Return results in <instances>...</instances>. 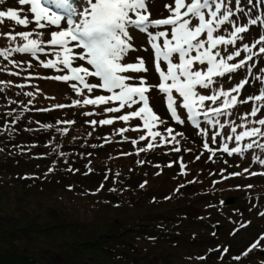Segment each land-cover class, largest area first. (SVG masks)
<instances>
[{"label": "rangeland", "instance_id": "1", "mask_svg": "<svg viewBox=\"0 0 264 264\" xmlns=\"http://www.w3.org/2000/svg\"><path fill=\"white\" fill-rule=\"evenodd\" d=\"M73 4L78 11H82L87 7V0H73ZM165 5L174 7V0H147L150 20L166 18L170 13L164 7ZM261 5V0H253L252 3L240 0L239 8L242 11H237L235 0H229L228 6L235 15L231 18V23L221 26V29H218L214 35H224L228 38L233 25H247L249 31L241 34L242 39H238L236 44L218 46L217 50L221 52L222 56H226L238 48L242 49L246 43L252 47V53L241 51V56L245 58L248 54H252V59L247 61L245 67L238 69L236 73L225 74L224 77H213L214 83L209 89H201L197 86L196 91L202 95H213L223 90L235 95L238 101L226 110L223 109V97H220L216 102L205 101L204 107L200 109L201 115L197 117L198 126L193 125L188 118L186 119L182 115L179 117L183 123H177L172 118L165 105L166 98L162 97L158 87H156L161 81L155 68L154 53L148 40V34L129 27L128 31L132 38L130 43L135 50L129 51L122 63L127 64L135 60L139 63L138 58H142L145 67L148 69L147 72L130 73L136 77V80L128 81V83L134 84L139 82L140 78H144L146 84L151 86L150 101L152 102H150L149 107L160 118V121H163V123L155 122L152 127V131L161 134L153 139L148 135V130L143 127V121L140 118H131L126 122L117 119L123 112L130 113L137 110L142 104H135L132 108L125 107L117 113H108L105 108L118 107V101L100 105H85L83 99L85 97L94 99L96 96L107 97L111 93L100 88L88 92L84 85L76 80L57 81L49 79V77L57 75L70 74L59 63H57L56 68L42 66L48 60L56 61V57L52 55L53 49L51 47H46L45 52H38L36 56H32L30 53L11 51V49L26 43L17 35L18 33L30 32L32 35L29 39H39L37 33L43 32L42 39L47 41L51 38L52 31L67 28V23L64 20L59 26H50L43 22L45 28L37 29L34 16L30 12V5L21 6L18 0H0V11L20 10L22 8L21 18L27 17L29 20L27 27L16 25L14 22L8 21L7 18L3 24H0V50H9L7 59L0 56V76L2 74L14 76L13 82L22 86L25 90H21L25 94H32V101L35 102L36 106H39L38 108L62 101L71 103L80 101V108H84L85 113H92L89 115L91 117L90 123L96 121L97 123L91 124L103 128V138L106 139L100 144L101 151L118 149L124 154H130L129 157H125L122 169L113 174L107 167L98 166L95 162L85 158L80 160V164L74 163L71 157H68L71 150L67 147H64L61 157L54 160L50 153H45L44 145L35 150L36 147L31 144L29 145L31 147H24L26 150L19 153L20 157H17L13 165L16 169L23 170L25 174L34 172L40 179L46 177L47 181H49L48 176L51 169H56L58 179L56 177L53 178L54 181L50 179L51 187H49L48 192L57 196L66 205L71 202L88 204L92 201L94 194L110 191L113 188L119 189L124 185L132 187L143 185L144 197H142L143 201L140 204H146L145 201L149 200L155 193H171L181 187L183 201L179 207L174 209L173 216H168V213L162 210L159 214L154 215L158 216V220L162 224H177L178 229L183 232V245H187L193 253L201 254L210 250H213L214 253L221 250L222 253L228 246L230 249L239 250L256 241L264 235V175L260 174L264 173V165L254 162L253 156L264 159V150L258 149V152H252L248 149L243 155L237 153L228 155L221 150V147L225 143L229 149L238 146L234 139L228 140V136H234L253 126L264 127L254 123L257 119L264 118V101L239 102L264 91V54L259 53V48L264 47V44L256 43L260 36L264 35V25L259 22L256 25L248 24L250 19H255L258 16L264 17L260 12ZM43 6L47 7L44 4ZM262 6L264 8V5ZM193 23L195 24L196 21ZM170 27L160 26L150 29V31L170 32ZM6 33H10L15 39L9 38L8 35H5ZM201 39H206V36L202 35ZM157 42L162 45L163 38ZM75 44V41H69L68 45L73 48V56L84 54L82 49L75 47ZM253 45L255 46L253 47ZM238 58L236 57L234 61L228 63H235ZM71 65L72 67L83 66L89 68L90 71L92 70L86 60L82 61L78 58H73ZM160 65L161 70L167 72L164 66L166 64L163 61L160 62ZM197 68L206 70V65H197ZM249 68L251 69L250 72L248 71ZM33 75L35 78L32 79L31 76ZM84 80L89 84L100 83L97 77L87 76L84 77ZM242 80L248 81L245 87L239 93H231V89ZM9 84L10 82H7V85ZM73 84L80 90L79 94L73 89ZM217 107L221 108L224 114L216 116L209 112L206 120L203 112ZM253 107H260L261 109L256 116L250 115ZM177 109L180 112L185 111L183 108ZM103 119H112L113 123L101 125L99 121ZM208 120H211L212 123H208ZM233 126L237 129L236 133L231 132ZM169 128L172 129L171 135L167 131ZM121 129L127 130L121 132ZM216 133H220V135L213 143L212 136ZM142 135L146 137L145 140L139 139ZM173 137H175L174 140ZM23 139L29 138L24 136ZM256 139L260 143H264V138L258 137ZM133 140L136 141L135 144L132 143ZM249 142H251L250 138H245L239 146L243 147ZM149 143L153 145L151 149H148ZM205 143L208 144L211 151L204 148ZM141 148L147 150L141 152L139 151ZM177 148L179 151L175 150ZM187 155L198 160L199 165L192 168L188 164ZM143 163L144 166H142ZM181 165L184 167L181 168ZM235 173L240 175H233ZM250 173H257V175ZM115 175L117 178H114ZM249 185L251 187H248ZM160 189L163 191H159ZM233 195L235 199L231 203H226L225 199ZM205 216H209L208 221H200ZM213 222L217 223L216 228ZM259 249L263 250L261 254L263 255L264 241H261V247L255 250Z\"/></svg>", "mask_w": 264, "mask_h": 264}, {"label": "trees", "instance_id": "2", "mask_svg": "<svg viewBox=\"0 0 264 264\" xmlns=\"http://www.w3.org/2000/svg\"><path fill=\"white\" fill-rule=\"evenodd\" d=\"M260 12L264 16L262 5ZM14 79L0 76V264H264L260 249L244 255L253 242L239 250L228 246L222 253L210 250L201 254L183 245V232L177 224H162L154 215L162 210L173 216L183 201L181 187L171 193H155L146 204H140L144 197L141 186L98 192L88 204L66 205L51 195L48 189L56 169H51L47 181L13 165L24 147L33 144L38 150L44 145L45 153L54 160L67 147L74 163L85 158L113 174L122 169L130 154L118 149L101 151L100 144L106 139L103 128L91 124L81 106L62 101L38 108ZM176 101L181 102L178 97ZM181 115L186 118L183 111ZM187 157L192 168L199 165L198 160ZM208 219L205 216L200 221Z\"/></svg>", "mask_w": 264, "mask_h": 264}, {"label": "snow or ice", "instance_id": "3", "mask_svg": "<svg viewBox=\"0 0 264 264\" xmlns=\"http://www.w3.org/2000/svg\"><path fill=\"white\" fill-rule=\"evenodd\" d=\"M21 6L30 5V12L34 16V22L37 29H44L46 22L48 25L59 26L61 21L66 20L67 28H61L58 31L51 32V38L47 41L42 39L43 32H38L39 39H29L32 35L30 32H21L17 35L21 37L26 43L23 46H17L11 51L30 53L36 56L38 52H45L46 47L53 49L52 55L56 57V61L48 60L42 64L45 68H56L57 63L62 64L63 68L67 69L69 75H57L49 77L57 81L76 80L84 85L88 92H92L95 88L111 93L110 96H96L94 99L85 97L83 104L85 105H100L108 104L111 101H118V107H107L105 111L108 113H117L121 109L128 107L132 108L135 104H142L137 110H134L126 115H120L117 119L121 121H128L131 118H140L143 121V127L148 130V135L155 139L161 134L152 131L155 122L160 121V118L149 107L146 93L150 91L151 86L146 85L144 78L139 79L140 86H134L128 81L136 80L134 75L130 73L147 72L145 62L142 58L139 63H122L129 51L135 50L130 43L131 36L128 31L129 27L138 29L142 33L148 34V40L155 58V68L160 76V83L158 90L165 94L167 107L171 113L172 118L177 123H183L177 114V101L174 99L173 92L177 93L181 98L179 107L187 110L188 120L193 125L198 126L199 121L197 117L201 115L200 109L204 107L205 101L216 102L220 97H223V109L226 110L234 106L238 101L235 95H231L229 91L220 90L213 95H202L196 91L197 86L201 89H209L214 83L213 77H224L225 74L236 73L238 69L245 67L247 60L252 59L249 55L246 59H241L238 63H228L234 61L236 57L241 56V51L252 53V47L244 44L242 49H237L222 56L221 52L217 50L218 46H228L236 44L238 39H242L241 34L249 31L247 25L237 26L233 25L229 37L224 35H214L221 26H226L231 23V18L235 13L228 6L229 0H174V7L172 5H165L170 15L167 18L150 20L147 0H87V7L82 11H78L73 4V0H43V4L53 5L60 13L51 11L49 7H44L41 0H18ZM252 3V0H248ZM237 5L236 10L242 11L239 8L240 0H235ZM264 5V0H261ZM20 10L8 9L7 11H0V24L4 23L5 18L8 21L14 22L16 25L27 27L29 20L27 17L21 18ZM193 21H196L194 24ZM264 25V17H257L250 19L248 24L256 25L257 23ZM160 26H171L170 32L158 31L152 32L150 29L158 28ZM9 38L15 39L10 33H6ZM206 36V39L201 37ZM170 36V38H169ZM163 38L162 45L156 43L157 40ZM69 41H75V47L82 49L84 54H77L73 56V48L69 47ZM257 44H264V35H261ZM255 45H253L254 47ZM9 50H0V56L7 59ZM194 53V54H193ZM259 53L264 54V47L259 48ZM178 55L179 63L173 62V56ZM78 58L79 60H86L87 64L91 66V71L87 67H72L71 60ZM163 61L167 65V72L161 70L160 62ZM197 65H206V70L197 68ZM250 72L251 69L249 68ZM97 77L99 84L86 83L84 77ZM248 83L247 80H242L238 85L231 89V93H239L241 89ZM73 89L79 94L80 90L75 84ZM118 90V91H116ZM31 96V93H26ZM138 98V99H137ZM249 100L264 101V91L259 95L248 97L240 103H248ZM74 104L79 105L80 101H74ZM59 108L64 105H57ZM260 107H253L250 113L251 116H256L260 111ZM209 112L219 116L224 114L222 109L211 108L203 112V116L207 120ZM85 115H92V113H84ZM212 123L211 120L207 121ZM69 123H72L69 121ZM91 123L95 124L96 121ZM101 125L112 124V119L100 120ZM254 123L264 126V118L257 119ZM223 127V125H221ZM121 129L120 131H126ZM136 130V129H133ZM66 131V130H65ZM169 135L172 129H167ZM235 126L231 128L232 133H236ZM204 134V133H202ZM216 133L212 136V142H216ZM264 138V127H250L239 132L234 136H228V140L234 139L237 147L229 149L225 143L221 150L228 155L234 153L241 154L248 150L258 147L264 150V143H260L256 138ZM245 138H250L251 142L240 147L239 144ZM140 140H145V136H140ZM175 137H173V140ZM136 143L135 140L132 141ZM153 145L148 144V149ZM206 150L211 151L207 143L204 144ZM147 149L141 148L139 151L143 152ZM179 151V149H175ZM199 159V157H197ZM254 162L264 165V159L253 156ZM184 165H181L183 168ZM245 171H248L245 169ZM257 175V173H250ZM264 175V173H260ZM233 175H240L235 173ZM143 187V185H141ZM248 187H251L250 185ZM261 241H264V235L259 237L252 245L245 251L248 252L253 249L261 247ZM227 251V249H225ZM239 259V257H237Z\"/></svg>", "mask_w": 264, "mask_h": 264}, {"label": "water", "instance_id": "4", "mask_svg": "<svg viewBox=\"0 0 264 264\" xmlns=\"http://www.w3.org/2000/svg\"><path fill=\"white\" fill-rule=\"evenodd\" d=\"M235 199V196H229L225 199L226 203H231L233 200ZM215 226L217 227V224L215 223ZM261 253H263V251H261Z\"/></svg>", "mask_w": 264, "mask_h": 264}]
</instances>
